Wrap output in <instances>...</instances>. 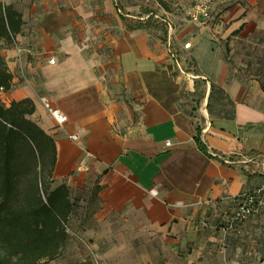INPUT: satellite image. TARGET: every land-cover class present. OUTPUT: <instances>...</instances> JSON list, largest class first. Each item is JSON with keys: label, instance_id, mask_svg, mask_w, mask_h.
<instances>
[{"label": "crops", "instance_id": "crops-1", "mask_svg": "<svg viewBox=\"0 0 264 264\" xmlns=\"http://www.w3.org/2000/svg\"><path fill=\"white\" fill-rule=\"evenodd\" d=\"M4 1L22 14L16 40L32 56L19 61L0 42L13 77L1 97L6 106L34 102L31 119L56 144L54 186L66 185L71 198L98 188L97 222L112 234L113 225L129 231L151 251V264H264V197L241 224L226 231L216 222L237 211L242 194L264 186V93L228 80L222 66L208 71L209 29L184 22L168 49L160 30L131 29L124 19H140L114 0L101 7ZM216 15L227 36L264 33V0L217 5ZM190 62L198 71L205 63L214 81ZM211 83L235 103L233 120L209 113ZM42 96L67 115L65 125L50 117ZM132 247L116 254L134 255Z\"/></svg>", "mask_w": 264, "mask_h": 264}, {"label": "trees", "instance_id": "trees-1", "mask_svg": "<svg viewBox=\"0 0 264 264\" xmlns=\"http://www.w3.org/2000/svg\"><path fill=\"white\" fill-rule=\"evenodd\" d=\"M216 6L217 3L212 22L215 19L220 22ZM150 15L148 19L134 23L124 20L131 29L160 30L166 43L167 24L154 16L162 19L170 16L166 13ZM23 23L22 14L13 5L0 2V42L12 45ZM27 49L31 50V47ZM31 56L27 55V58ZM12 80L6 60L0 53V91H11ZM261 89L264 92L263 83ZM213 104L220 106L219 117L226 111L225 116L234 119L235 103L211 83L207 106L210 114L213 113ZM228 107L231 115L225 109ZM34 113L35 105L30 99L6 106L0 98V264H42L57 259L70 239L67 224L79 202V197L76 200L71 198L66 185L54 186L56 144L31 119ZM197 132L200 134L199 128ZM196 141L202 146L198 137ZM259 188L242 194L237 201L243 195L254 194ZM97 192L98 188L91 193L96 201ZM255 209L257 211V199Z\"/></svg>", "mask_w": 264, "mask_h": 264}, {"label": "rangeland", "instance_id": "rangeland-1", "mask_svg": "<svg viewBox=\"0 0 264 264\" xmlns=\"http://www.w3.org/2000/svg\"><path fill=\"white\" fill-rule=\"evenodd\" d=\"M105 1L86 0L84 4L101 7ZM114 1H116L118 9L124 14H130L136 19H142L151 13L158 15L166 13L170 16L169 19L178 26L184 22L185 24L189 23L185 14L190 7L198 1L207 0ZM234 1L217 0V5L220 7L229 6ZM0 2L5 3L4 0H0ZM205 27L209 29L207 39L210 44L208 53L205 56L206 59L209 58L212 61L207 63L208 71L211 73L210 67L213 69L222 66L228 73V80H237L246 87H258L262 91L261 83L264 84V33L246 36L237 32L227 36V33H223L225 27L216 19ZM3 47L0 46V48ZM204 64L201 66V70L198 71L193 62H190L189 68H194L193 73L208 75L207 78L210 82L214 81L213 76L206 73V65L204 66ZM205 93L206 89L204 90ZM0 98L2 99L1 95ZM219 107L214 104L212 107V109L216 108L215 113L217 114L215 116L217 117H219ZM225 109H227L228 115H231L230 107ZM91 193L86 191L72 198L76 200L79 197V202L76 205L74 215L70 217L67 224L70 239L57 259L42 264H151V251L140 248V241H135L134 236H131L129 231L125 234L120 225H113L112 228L119 230V232L112 234L97 222L95 215L98 204L96 200H93ZM263 194L257 198V206L264 197ZM236 203L238 204V201ZM236 213L237 211L225 221H216L217 226L226 231L229 230L233 226L232 223ZM235 223L239 225L242 222L235 221ZM132 243L134 244V247H132L135 251L134 255L126 253L120 256L116 254V249L121 248L124 252V248L131 247ZM130 250L131 248L128 249V251ZM143 250L145 252L144 259L142 257ZM130 253H132V250Z\"/></svg>", "mask_w": 264, "mask_h": 264}, {"label": "built area", "instance_id": "built-area-1", "mask_svg": "<svg viewBox=\"0 0 264 264\" xmlns=\"http://www.w3.org/2000/svg\"><path fill=\"white\" fill-rule=\"evenodd\" d=\"M216 3H217V0L198 1L195 5H193L186 11V14H185L186 20L189 23L196 24V25H201V26L209 25L213 20V11L215 9ZM150 16L151 15L149 14L145 16L144 18H142V20L148 19ZM154 18L162 22H165L167 24L168 39H167L166 45L168 49H171V44L173 42V38L177 31L176 25L168 17L166 19H162L159 16H154ZM190 47H191L190 44H186L184 46V49L187 50ZM12 48L14 52L16 53V57L18 58L19 61L27 58V55H32L31 50H28L27 48L23 47L16 39L13 40ZM173 57L175 58L176 55L174 54ZM55 63H56V60L54 58H51L49 60V64L54 65ZM19 75L21 79L26 78L23 67L20 68ZM0 92L3 93V90L1 89ZM40 102L42 103V105L44 106V108L46 109L50 117L55 121V123L58 126L62 127L68 122L67 115L63 113L61 110L54 108L46 96H42L40 98ZM69 138L73 141L79 140L78 135H71L69 136ZM170 145H171L170 143H167V146H170ZM78 169L82 170L85 168L83 165H80ZM263 191H264V186L259 188L254 194L243 195L241 197V199L238 201L237 213H236L235 219L233 220V223L235 221H243L256 212L255 202H256L257 197L261 195Z\"/></svg>", "mask_w": 264, "mask_h": 264}]
</instances>
